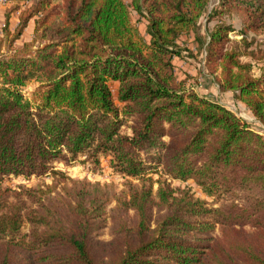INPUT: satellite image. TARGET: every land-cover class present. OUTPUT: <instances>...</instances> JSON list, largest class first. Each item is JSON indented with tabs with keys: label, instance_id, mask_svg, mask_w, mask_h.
<instances>
[{
	"label": "trees",
	"instance_id": "16d2710c",
	"mask_svg": "<svg viewBox=\"0 0 264 264\" xmlns=\"http://www.w3.org/2000/svg\"><path fill=\"white\" fill-rule=\"evenodd\" d=\"M17 1L28 5L16 26L6 12L0 29V264H264V48L247 51V32L264 30V0H218L209 11L211 0ZM235 9L247 12L240 45L224 22L202 31L204 15ZM189 33L195 52L179 45ZM175 57H198L263 131L178 80ZM79 157L94 168L107 157L140 182L116 191L53 168ZM149 171L192 180L216 205L166 179L153 191ZM10 175L54 183L2 187Z\"/></svg>",
	"mask_w": 264,
	"mask_h": 264
},
{
	"label": "rangeland",
	"instance_id": "374dc122",
	"mask_svg": "<svg viewBox=\"0 0 264 264\" xmlns=\"http://www.w3.org/2000/svg\"><path fill=\"white\" fill-rule=\"evenodd\" d=\"M124 1L127 5H129V0H124ZM217 4H218V0H211V2L208 5V11ZM26 5H28L27 2H25V6ZM246 18H247V12L245 9H235L230 14H225L219 19L214 18L210 21H207V17L206 15H204L200 20V24L202 26L201 28L203 32H205L204 27L211 29L215 23L224 22L228 24L234 30V32L231 33V37L233 41L232 45L233 44L240 45L239 33L244 25V21ZM131 19L137 25L142 36L146 39L147 35L145 33V20L139 17V15H137L133 11L131 12ZM24 31L25 33H28V30H24ZM183 37L184 38L180 37L179 40L180 47L188 48L192 52H195L196 44L192 33H189V35L187 36L183 35ZM247 40L252 42L251 45L247 48V51H255L258 48H264V30H259V31L249 30L247 32ZM23 41H24V36L23 37L20 36L19 39L14 41V44L19 47L21 46ZM6 46H7L6 42L2 43V45L0 46V53L6 52ZM241 51L244 52V49L241 48ZM181 59H185L184 63L181 64L178 62L174 66L175 67L174 72L176 77L186 80L185 84L192 85L198 93L210 94L214 96L222 104L226 105L233 112H235L242 120L251 124L256 129L261 128L258 123L253 121L251 116L248 114L246 108L234 99L232 94L230 93L222 94L217 91L214 85L209 83L210 79L204 73H202V71L199 70L200 62L198 60L199 59L198 57L196 58L184 57ZM241 60L243 62H250L253 65V70H254L253 72L256 75L260 74L261 65L256 63L250 55H242ZM35 86L36 84L33 81L29 82L27 85H25L22 88L23 94L26 97H29L31 91L34 89ZM111 88H113V86H111ZM112 91L114 92V88L112 89ZM82 159L83 157H79L78 160H75L70 164H64L61 161H56L53 164L54 165L53 168L61 171L62 173L73 179H87L90 182H97L101 185H112L116 191H120L123 189L125 179H128L135 184H138L140 182L139 180L140 178L138 177L126 178V177H122L121 175L113 171L109 166L107 157H100L99 164L95 168L93 167L92 164H89L87 162L82 163L81 161ZM143 177L150 179L149 182L152 185L153 191L157 189L158 180L166 179L167 181H170L172 186L187 189L196 198L204 200L207 203L212 204L213 206L216 205L212 203L213 199L206 196L205 193H203L202 190L192 180L178 181L176 179H170L167 175L158 173V171H149L148 173L144 174ZM53 183L54 181L51 175H45L42 177L31 176L29 178L10 175L3 178L1 182V186L9 187L10 189H17L19 185H24L26 187H35V186L46 187L48 185H52ZM114 204L115 203H111L108 209L110 207H113ZM110 227H111V222L110 220H108L106 226L98 234V238L100 240L108 241L111 239ZM244 229L246 231H251V229L248 227H245ZM27 230H28V225L25 224L22 227V231L26 232ZM217 232L218 231H215V233Z\"/></svg>",
	"mask_w": 264,
	"mask_h": 264
},
{
	"label": "crops",
	"instance_id": "0c3cea01",
	"mask_svg": "<svg viewBox=\"0 0 264 264\" xmlns=\"http://www.w3.org/2000/svg\"><path fill=\"white\" fill-rule=\"evenodd\" d=\"M25 6V2H19L17 0H0V29L2 28V26L4 25V22H5V15H6V12H10V17H9V26L11 29H14V27L16 26L17 22H18V14L19 12L21 11V9ZM15 7V8H14ZM25 30H28V33H24L21 35L22 37L24 36V41H28L31 39V36H32V32H33V20L29 21L28 22V25L27 27L25 28ZM31 35V36H30ZM184 36L186 35H189V34H183ZM183 35L181 36L182 38ZM28 38H26V37ZM30 36V37H29ZM23 41V42H24ZM184 60L185 59H181L179 57H175L173 59V65L175 66L176 63H181L183 64L184 63ZM174 71H175V67H174ZM176 76V75H175ZM178 80H181L182 78H178L176 77ZM113 88H114V91H115V87H116V84L113 83L112 84ZM112 88V89H113ZM202 94V93H201ZM206 97H209L211 99H216L214 96L210 95V94H202ZM219 103H221L219 100H217ZM222 104V103H221ZM229 108V107H228ZM230 109V108H229ZM231 110V109H230Z\"/></svg>",
	"mask_w": 264,
	"mask_h": 264
},
{
	"label": "built area",
	"instance_id": "2783aa9c",
	"mask_svg": "<svg viewBox=\"0 0 264 264\" xmlns=\"http://www.w3.org/2000/svg\"><path fill=\"white\" fill-rule=\"evenodd\" d=\"M263 131V129H262V127L260 128V132H262Z\"/></svg>",
	"mask_w": 264,
	"mask_h": 264
}]
</instances>
